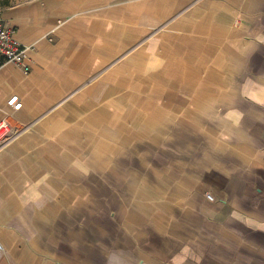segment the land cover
Returning a JSON list of instances; mask_svg holds the SVG:
<instances>
[{"label":"crops","instance_id":"1","mask_svg":"<svg viewBox=\"0 0 264 264\" xmlns=\"http://www.w3.org/2000/svg\"><path fill=\"white\" fill-rule=\"evenodd\" d=\"M0 13V264H264V0Z\"/></svg>","mask_w":264,"mask_h":264},{"label":"built area","instance_id":"2","mask_svg":"<svg viewBox=\"0 0 264 264\" xmlns=\"http://www.w3.org/2000/svg\"><path fill=\"white\" fill-rule=\"evenodd\" d=\"M29 49L26 46L21 45L14 39V30L5 25L1 13H0V64H12L19 68L24 74H28L31 71V65L29 62ZM7 107L12 112H18L22 103L18 96H11L7 102ZM11 113L5 114L0 120V146L14 140L21 128ZM205 198L208 201H212L214 198L209 193H205ZM3 251L0 245V252Z\"/></svg>","mask_w":264,"mask_h":264},{"label":"trees","instance_id":"3","mask_svg":"<svg viewBox=\"0 0 264 264\" xmlns=\"http://www.w3.org/2000/svg\"><path fill=\"white\" fill-rule=\"evenodd\" d=\"M12 3H11V0H0V8H4V7H7V6H10Z\"/></svg>","mask_w":264,"mask_h":264},{"label":"rangeland","instance_id":"4","mask_svg":"<svg viewBox=\"0 0 264 264\" xmlns=\"http://www.w3.org/2000/svg\"><path fill=\"white\" fill-rule=\"evenodd\" d=\"M19 1H24V0H11V3L14 4V3L19 2ZM12 4H11V5H12ZM1 10H2V9L0 8V11H1ZM206 192H208V191H205V192H204V196H205V193H206Z\"/></svg>","mask_w":264,"mask_h":264}]
</instances>
